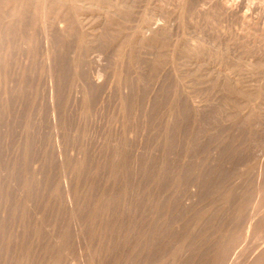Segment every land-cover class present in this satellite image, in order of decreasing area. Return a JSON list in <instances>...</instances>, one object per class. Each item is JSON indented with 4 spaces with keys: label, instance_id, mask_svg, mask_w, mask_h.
<instances>
[{
    "label": "rangeland",
    "instance_id": "1",
    "mask_svg": "<svg viewBox=\"0 0 264 264\" xmlns=\"http://www.w3.org/2000/svg\"><path fill=\"white\" fill-rule=\"evenodd\" d=\"M210 5V0H0V264H114L117 255L120 264L140 256L147 262L140 264L255 263L264 233L249 236L256 229L247 226L260 218L253 211L264 218V100L257 105L264 57L239 27L219 25ZM241 78L249 79L251 89L242 104L227 86ZM245 108L250 112L229 134L227 119ZM227 145L242 155L233 157Z\"/></svg>",
    "mask_w": 264,
    "mask_h": 264
},
{
    "label": "bare ground",
    "instance_id": "2",
    "mask_svg": "<svg viewBox=\"0 0 264 264\" xmlns=\"http://www.w3.org/2000/svg\"><path fill=\"white\" fill-rule=\"evenodd\" d=\"M211 1V8H212V14H214V16H215V18L220 22L219 23V25H221V26H225V25H230V28H232L233 26H235L236 28H238L239 27V29H240V32H242V34H243V37L245 38L244 40H246V41H248V42H250V40L251 39H253V42L252 43H254V44H256V46L258 47V53L259 52H261V55H262V57H264V0H210ZM208 8V7H207ZM134 12V11H133ZM43 17V16H42ZM41 17V18H42ZM44 19V18H43ZM213 20V19H212ZM105 21V20H104ZM214 21V20H213ZM107 22V21H106ZM211 22V21H210ZM211 23H215V22H211ZM210 24V23H209ZM106 25V24H105ZM214 25H216L215 27H213V28H215V30L217 31L218 29L220 30V28H218V27H220V26H217V24H214ZM212 26V25H211ZM212 28V27H211ZM228 28V27H227ZM226 28V29H227ZM223 29H225V28H223ZM233 29V28H232ZM215 30H214V32H215ZM228 30V29H227ZM226 30V31H227ZM107 31V30H106ZM212 31H213V29H212ZM222 31V30H221ZM234 31V30H233ZM223 32V31H222ZM235 32H237L236 31V29H235ZM239 32V33H240ZM213 33V32H212ZM229 33V32H228ZM213 34H215V33H213ZM218 34V33H217ZM216 35V34H215ZM214 35V36H215ZM222 34L220 33V36H221ZM223 35H224V32H223ZM226 35V34H225ZM224 35V36H225ZM232 35V34H231ZM236 35V34H235ZM219 36V35H218ZM5 38V37H4ZM214 38V37H213ZM240 37H238V39L237 40H239V43H240V39H239ZM211 39V38H210ZM218 39H221V38H218ZM223 39V38H222ZM234 41V40H233ZM246 41L244 42V43H246ZM238 42V41H237ZM242 42H243V40H242ZM11 43V42H10ZM14 43V42H13ZM251 43V42H250ZM230 44V43H229ZM12 45H14V44H12ZM11 45V46H12ZM243 45V44H242ZM246 45V44H245ZM251 45V44H250ZM249 45V46H250ZM253 45V44H252ZM211 46V45H210ZM240 46V45H239ZM254 46V45H253ZM255 46V47H256ZM18 47V46H17ZM218 47V46H217ZM244 47H246V46H243V48ZM242 48V47H241ZM249 48V47H248ZM251 48V47H250ZM249 48V49H250ZM256 50H257V48H255ZM216 50V49H215ZM242 50V49H241ZM13 51H15V49L13 50ZM16 51H17V49H16ZM244 51H247L246 50V48L244 49ZM243 51V52H244ZM12 52V51H11ZM225 52V51H224ZM216 53V52H215ZM219 53V52H218ZM251 53V52H250ZM244 54H245V52H244ZM248 54V53H247ZM11 55V54H10ZM111 55V54H110ZM227 57H229V56H227ZM125 59V58H124ZM48 60V59H47ZM59 60V59H58ZM215 60V59H214ZM213 60V61H214ZM227 62V61H226ZM19 63V62H18ZM238 63H240V59H238ZM237 63V64H238ZM242 63H243V61H242ZM257 63V62H256ZM241 64V63H240ZM244 64V63H243ZM12 65V64H11ZM242 65V64H241ZM18 66V65H17ZM8 67V66H7ZM22 67V66H21ZM62 67V66H61ZM237 67V66H236ZM242 68V67H241ZM247 68V67H246ZM263 68H264V65H263ZM243 69H245V68H243ZM219 70H220V68H219ZM229 70V69H228ZM246 70V69H245ZM252 70V69H251ZM217 71V70H216ZM11 72V71H10ZM98 72V71H97ZM182 71H180V73H181ZM210 72H212V70H210ZM240 72V71H239ZM243 72V70L241 71V73ZM246 72H247V70H246ZM256 72V71H255ZM27 73V72H26ZM81 73V72H80ZM183 74H184V72H182ZM181 73V74H182ZM2 74V73H1ZM192 74H194V73H192ZM221 74V73H220ZM223 74V73H222ZM231 74H232V72H231ZM262 74V73H261ZM225 75V74H224ZM244 75V74H243ZM246 75H247V73H246ZM184 76V75H183ZM207 76V75H206ZM231 76V75H230ZM233 76V75H232ZM231 76V77H232ZM240 77L242 76V75H239ZM250 76V75H249ZM244 77H246L245 75H244ZM195 78V77H194ZM209 78H210V76H209ZM232 78H234V77H232ZM248 77H246V79H247ZM201 79V78H200ZM213 79V78H212ZM228 79H229V77H228ZM260 79V78H259ZM76 80V79H75ZM181 80V79H180ZM249 80V79H248ZM248 80H245V79H243V78H241L240 79V81L239 82H233V79H231V80H229V83H227V86H229V89H228V92H229V95H230V97L232 98L233 97V94L235 93V92H238V94H235V96L237 97V100H238V103H241L242 101H245V98H244V95H243V93L244 92H248L249 93V91H251V89L249 88V85H248ZM52 81V80H51ZM195 81V80H194ZM199 81V80H198ZM183 83V82H182ZM195 83V82H194ZM257 83H258V81H257ZM260 83V82H259ZM8 84V83H7ZM192 84H193V82H192ZM195 84H197V83H195ZM199 84V83H198ZM197 84V85H198ZM187 85V84H186ZM200 85V84H199ZM56 86V85H55ZM104 86V85H103ZM199 87V86H198ZM179 88H180V86H179ZM178 88V89H179ZM183 88V87H182ZM185 88V87H184ZM190 88H192V87H190ZM216 88V87H215ZM260 88H264V76H263V78H262V83H261V87ZM26 89V88H25ZM187 89V88H186ZM24 90V89H23ZM192 90V89H191ZM205 90V89H204ZM212 90V89H211ZM259 90V89H258ZM26 92V91H25ZM198 92V91H197ZM196 92V93H197ZM204 92V91H203ZM214 92V91H213ZM254 92V91H253ZM253 92H251V93H253ZM200 94V93H199ZM227 94V93H226ZM51 95H52V93H51ZM176 95V94H175ZM197 95V94H196ZM248 95V94H247ZM13 96V95H12ZM177 96V95H176ZM220 96V95H219ZM9 97V96H8ZM49 97V96H48ZM54 97V96H53ZM195 97V96H194ZM196 97H198V96H196ZM224 97V96H223ZM226 97V96H225ZM7 98V97H6ZM51 98V97H50ZM118 98V97H117ZM257 98H259V99H257V105H258V101H259V104L260 103H262V100H264V90L262 91V92H259V94H258V96H257ZM10 99V98H9ZM178 99V98H177ZM221 99V98H220ZM223 99H225L226 100V98H223ZM223 99H221V100H223ZM256 99V98H255ZM254 99V100H255ZM12 100V99H11ZM49 100H51V99H49ZM118 100V99H117ZM116 100V101H117ZM37 101V100H36ZM35 101V102H36ZM213 101V100H212ZM227 102H228V100H226ZM225 101V102H226ZM14 102V101H13ZM32 102V101H31ZM55 102V101H54ZM57 102V101H56ZM178 102V101H177ZM181 102V101H180ZM183 102V101H182ZM255 102V101H254ZM264 102V101H263ZM27 103V102H26ZM60 103V102H59ZM36 104H38V103H36ZM52 104H54V103H52ZM70 104H72V103H70ZM223 104V103H222ZM242 104V103H241ZM240 104V105H241ZM245 104V103H244ZM250 104V103H249ZM256 104V103H255ZM49 105V104H48ZM57 105V104H56ZM55 104H54V107L56 106ZM180 105V104H179ZM218 105V104H217ZM261 105V104H260ZM264 105V104H263ZM262 105V106H263ZM10 106V105H9ZM188 106V105H187ZM255 106V105H254ZM38 107V106H37ZM213 107V106H212ZM256 107V106H255ZM261 107V106H260ZM264 107V106H263ZM262 107V108H263ZM15 108H17V107H15ZM185 108V107H184ZM217 108V107H216ZM226 108V107H225ZM6 109V108H5ZM79 109V108H78ZM220 109V108H219ZM227 110H228V107L226 108ZM1 110V109H0ZM21 110V109H20ZM20 110H19V112H20ZM167 110V109H166ZM178 110V109H177ZM195 110V109H194ZM218 110V109H217ZM224 110V109H223ZM226 110V111H227ZM239 110V111H238ZM248 110V112H250L249 110L250 109H244V110H240V109H236V111H238L236 114H235V116L234 117H232V116H230L228 119H227V121H226V123H227V130H228V133L230 134V132L232 131V130H236V128L235 129H233V127H234V125L236 124V123H238V122H242V117H243V115L245 114V111H247ZM255 110V108H253V111ZM3 111V110H2ZM10 111V113H11V110H9ZM78 111H80V110H78ZM171 111V110H170ZM235 111V112H236ZM261 112H262V110H260ZM59 112V111H58ZM197 112V111H196ZM229 112V111H228ZM256 112V111H255ZM257 112H258V110H257ZM4 113V112H3ZM5 113H6V111H5ZM67 113V112H66ZM189 113H190V111H189ZM211 113H213V112H211ZM262 113H264V112H262ZM25 114V113H24ZM214 114V113H213ZM229 114H230V112L227 114V116H229ZM233 113H231V115H232ZM255 115H256V113H254ZM6 115H7V113H6ZM17 115V114H16ZM68 115V114H67ZM79 115V114H78ZM165 115V114H164ZM163 115V116H164ZM177 115V114H176ZM252 115V114H251ZM262 115V114H261ZM18 116V115H17ZM28 116V115H27ZM38 116H40V115H38ZM74 116V115H73ZM207 116V115H206ZM19 117V116H18ZM52 117V116H51ZM210 117V116H209ZM226 117V116H225ZM246 117V116H245ZM244 117V118H245ZM38 118V117H37ZM172 117H170V119H171ZM200 118V117H199ZM212 118V117H211ZM227 118V117H226ZM251 118H253V117H251ZM260 118H262V117H260ZM20 119V118H19ZM255 119H256V117H255ZM16 120V119H15ZM17 120H18V118H17ZM31 120V119H30ZM244 120V119H243ZM250 120V119H249ZM24 121V120H23ZM199 121H201V120H199ZM208 121V120H207ZM251 121V120H250ZM253 121V120H252ZM259 121V120H258ZM0 122H1V120H0ZM6 122V121H5ZM69 122V121H68ZM79 122V121H78ZM164 122V121H163ZM210 122V121H209ZM220 122V121H219ZM246 121H244V123H245ZM257 122V121H256ZM7 123V122H6ZM5 123V124H6ZM53 123V122H52ZM59 123H61V122H59ZM179 123V122H178ZM183 123V122H182ZM212 123V122H211ZM243 123V124H244ZM250 123V122H249ZM264 123V122H263ZM2 124V123H1ZM24 124V123H23ZM29 124H30V122H29ZM33 124V123H32ZM66 124H67V122H66ZM71 124V123H70ZM175 124V123H174ZM224 124V123H223ZM222 124V126H224ZM243 124H241L242 126H243ZM256 124V123H255ZM258 124H260V123H258ZM17 125V124H16ZM188 125V124H187ZM236 125H238V124H236ZM239 125H240V123H239ZM240 125V126H241ZM245 125H247V124H245ZM32 126V125H31ZM173 126V125H172ZM250 126H251V124H250ZM259 126V125H258ZM258 126H256L257 128H258ZM264 126V125H263ZM14 127H15V125H14ZM29 127H30V125H29ZM32 127H34V126H32ZM40 127V126H39ZM188 127V126H187ZM239 126H237V128H238ZM246 127H248V126H246ZM253 127V126H252ZM251 127V128H252ZM43 128V127H42ZM59 128V127H58ZM183 128V127H182ZM204 128V127H203ZM206 128V127H205ZM213 128V127H212ZM245 128V127H244ZM262 128V127H261ZM260 128V129H261ZM264 128V127H263ZM31 129V128H30ZM168 129V128H167ZM224 129H226V128H224ZM246 129V128H245ZM244 129V130H245ZM254 129V128H253ZM253 129H252V131H253ZM256 129V128H255ZM259 129V128H258ZM60 130V129H59ZM125 130V129H124ZM164 130V129H163ZM239 130V129H238ZM29 131V130H28ZM34 131V130H33ZM39 131V130H38ZM41 131V130H40ZM43 131V130H42ZM225 131V133H226V130H224ZM242 131H243V129H242ZM247 131V130H246ZM251 131V132H252ZM3 132H5V131H3ZM14 132H15V130H14ZM22 132V131H21ZM184 132V131H183ZM186 132V131H185ZM193 132V131H192ZM202 132V131H201ZM236 132V131H235ZM240 132H241V130H240ZM249 132V131H248ZM10 133V132H9ZM38 133V132H37ZM56 133V132H55ZM182 133V132H181ZM191 133V132H190ZM194 133H196V132H194ZM232 133V132H231ZM237 133H239V131H237ZM242 133V132H241ZM243 133H245L244 131H243ZM242 133V134H243ZM247 133V132H246ZM255 133V132H254ZM257 133V132H256ZM12 134V133H11ZM10 134V135H11ZM17 134V133H16ZM115 134V133H114ZM141 134V133H140ZM162 134V133H161ZM184 134V133H183ZM201 134V133H200ZM203 134V133H202ZM228 134V135H229ZM247 134H249V133H247ZM251 134V133H250ZM258 134H260V132L258 133ZM257 134V135H258ZM24 135V134H23ZM80 135V134H79ZM177 135V134H176ZM196 135H198V134H196ZM195 135V136H196ZM226 135V134H225ZM238 135V134H237ZM244 135V134H243ZM256 134H255V137L257 136ZM58 136V135H57ZM73 136V135H72ZM185 136V135H184ZM213 136H215V135H213ZM239 136H241V135H239ZM246 136H248V135H246ZM252 136V135H251ZM260 136H261V134H260ZM12 137V136H11ZM59 137V136H58ZM197 137V136H196ZM195 137V138H196ZM217 136H215V138H216ZM219 137V136H218ZM225 137V136H224ZM233 137H234V135H233ZM195 138H193V139H195ZM220 138H222V137H220ZM239 139L240 138H243V137H238ZM245 138V137H244ZM250 138V137H249ZM259 138V137H258ZM190 139V138H189ZM229 139V138H228ZM228 139H225L226 141L228 140ZM233 139H235V138H233ZM263 139V138H262ZM185 140V139H184ZM200 140V139H199ZM202 140V139H201ZM236 140H237V136H236ZM242 140V139H241ZM246 140H247V138H246ZM245 140V141H246ZM252 140V139H251ZM251 140H249V141H251ZM136 141V140H135ZM213 141V140H212ZM215 141V140H214ZM229 141H231V139L229 140ZM229 141H228V143H229ZM12 142H13V140H12ZM206 142V141H205ZM221 142V141H220ZM236 141H234V143H235ZM241 142V141H240ZM244 142V141H243ZM222 143V142H221ZM238 143V142H237ZM245 143V142H244ZM242 144V145H245V144ZM247 143H249L248 141H247ZM38 144V143H37ZM62 144V143H61ZM76 144V143H75ZM78 144V143H77ZM81 144V143H80ZM172 144V143H171ZM170 144V145H171ZM174 144V143H173ZM178 144V143H177ZM224 144V143H223ZM226 144H227V142H226ZM229 144H232L233 145V142L232 143H229ZM239 144V143H238ZM238 144L236 145V147L238 146ZM250 144H251V142H250ZM22 145H24V144H22ZM183 145H184V143H183ZM195 145V144H194ZM218 145V144H217ZM220 145V144H219ZM249 144H247V146H248ZM21 146V145H20ZM32 146H33V144H32ZM79 146V145H78ZM172 146V145H171ZM170 146V147H171ZM180 146V145H179ZM226 146V145H225ZM231 145H227V147L229 148L228 150H230V147ZM240 146V145H239ZM246 146V147H247ZM15 147V146H14ZM43 147V146H42ZM65 147V146H64ZM244 146H242V149L245 151V149L243 148ZM264 147V146H263ZM44 148V147H43ZM191 148V147H190ZM194 148V147H193ZM196 148V147H195ZM195 148H194V150H195ZM199 148V147H198ZM234 148H235V145H234ZM240 148V147H239ZM79 149V148H78ZM172 149V148H171ZM174 149V148H173ZM226 149V148H225ZM9 150V149H8ZM193 150V149H192ZM191 150V151H192ZM232 150V149H231ZM230 150V151H231ZM240 150V149H239ZM20 151H22V150H20ZM48 151V150H47ZM87 151V150H86ZM166 151V150H165ZM174 151V150H173ZM199 151V150H198ZM212 151H214V149H212ZM223 151V150H222ZM237 151V149H235V152ZM258 151V150H257ZM178 152H180V151H178ZM185 152V151H184ZM193 152V151H192ZM216 152V151H215ZM229 152V151H228ZM240 152V151H239ZM262 152V151H261ZM69 153V152H68ZM112 153V152H111ZM200 153V152H199ZM202 153V152H201ZM203 153H205V152H203ZM207 153H209V152H207ZM232 153H233V157H235L234 155H237L238 153L236 152L235 154H234V151L232 150ZM256 153V152H255ZM11 154V153H10ZM37 154V153H36ZM35 154V155H36ZM66 154V153H65ZM139 154V153H138ZM169 154V153H168ZM167 154V155H168ZM183 154V153H182ZM216 154V153H215ZM246 154V153H245ZM244 154V155H245ZM249 154V153H248ZM259 154V153H258ZM61 155H62V153H61ZM171 155V154H170ZM175 155V154H174ZM197 155V154H196ZM214 155V154H213ZM242 155V154H241ZM240 154H238L237 156H241ZM243 155V156H244ZM251 155V154H250ZM249 155V156H250ZM261 155V154H260ZM64 156V155H63ZM160 156V155H159ZM173 156V155H172ZM242 156V157H243ZM258 156V155H257ZM31 157V156H30ZM198 157V156H197ZM217 157V156H216ZM245 157H247V155L245 156ZM252 157V156H251ZM263 157V156H262ZM261 157V158H262ZM65 158V157H64ZM151 158V157H150ZM191 158V157H190ZM210 158V157H209ZM237 158V157H236ZM244 158V157H243ZM254 158V157H253ZM253 158H252V160H253ZM26 159V158H25ZM47 159V158H46ZM59 159H60V157H59ZM62 159V158H61ZM116 159V158H115ZM146 159V158H145ZM162 159H164V158H162ZM182 159H183V157H182ZM204 159V158H203ZM220 160H222L221 159V157L219 158ZM245 159V158H244ZM247 159L249 160V157H247ZM255 159V158H254ZM257 159V158H256ZM255 159V160H256ZM42 160V159H41ZM45 160V159H44ZM150 160V159H149ZM189 160V159H188ZM201 160V159H200ZM206 160V159H205ZM215 160H217V159H215ZM30 161V160H29ZM66 161V160H65ZM64 161V162H65ZM225 161H227V159L225 160ZM243 161V162H242ZM241 161V163L243 164L244 163V160H242ZM247 161V160H246ZM260 161H262V160H260ZM259 160H258V162H260ZM48 162V161H47ZM64 162H62V163H64ZM159 162V161H158ZM157 162V163H158ZM178 162V161H177ZM239 162V161H238ZM238 162H236V163H238ZM253 162H254V160H253ZM145 163V162H144ZM163 163V162H162ZM176 163V162H175ZM192 163V162H191ZM210 163V162H209ZM220 163V162H219ZM228 163V162H227ZM232 163V162H231ZM179 164V163H178ZM177 164V165H178ZM190 164V163H189ZM201 164V163H200ZM203 164V163H202ZM222 164V163H221ZM225 164V163H224ZM107 165V164H106ZM160 165V164H159ZM230 166L232 165V164H229ZM179 166V165H178ZM182 166V165H181ZM204 166V165H203ZM206 166V165H205ZM210 166V165H209ZM238 166V165H237ZM236 166V167H237ZM239 166H241V165H239ZM248 165H246V167H247ZM260 166V165H259ZM263 166V165H262ZM13 167V166H12ZM15 167V166H14ZM32 167V166H31ZM159 167V166H158ZM243 166H241L240 168H242ZM38 168V167H37ZM50 168V167H49ZM160 168V167H159ZM162 168V167H161ZM163 168H164V166H163ZM185 168V167H184ZM225 168V167H224ZM223 168V169H224ZM249 168V167H248ZM257 168H258V166H257ZM261 168V166L259 167V169ZM5 169V168H4ZM10 169V168H9ZM171 169V168H170ZM227 169V168H226ZM233 169V168H232ZM16 170V169H15ZM178 170V169H177ZM177 170H175V171H177ZM187 170V169H186ZM200 170H201V168H200ZM207 170H208V168H207ZM237 170V169H236ZM239 170H242V169H239ZM238 170V171H239ZM244 170V169H243ZM246 170V169H245ZM253 170V169H252ZM258 170V169H257ZM172 171V170H171ZM174 171V170H173ZM192 170H190V172H191ZM202 171V170H201ZM231 171V170H230ZM237 171V172H238ZM247 171V170H246ZM9 172V171H8ZM12 172V171H11ZM17 172V170L15 171V173ZM37 172V171H36ZM46 172V171H45ZM189 172V171H188ZM232 172V171H231ZM234 172H236L235 171V169H234V171L232 172V173H234ZM237 172L236 173H234V174H237ZM240 172V171H239ZM245 172V171H244ZM259 172V171H258ZM1 173V172H0ZM3 173V172H2ZM10 173V172H9ZM192 173V172H191ZM194 173V172H193ZM199 173V172H198ZM205 173V172H204ZM228 173V172H227ZM181 174V173H180ZM9 175V174H8ZM17 175V174H16ZM197 175V174H196ZM228 175V174H227ZM245 175V174H244ZM248 175V174H247ZM247 175H245V176H247ZM19 176V175H18ZM67 176V175H66ZM199 176V175H198ZM201 176V175H200ZM205 176H206V174H205ZM225 176H226V174H225ZM225 176H223L224 178H225ZM237 176V175H236ZM236 176H234V177H236ZM239 176V175H238ZM238 176H237V179H238ZM7 177H9V176H7ZM176 177H177V175H176ZM233 176L230 178V177H228V178H230L231 180L234 178ZM242 177H244V176H242ZM13 178V177H12ZM49 178V177H48ZM75 178V177H74ZM250 178V177H249ZM140 179V178H139ZM206 179H207V177H206ZM230 179H228V181L229 182H231L230 181ZM245 179H247L246 177H245ZM24 180V179H23ZM49 180V179H48ZM183 180V179H182ZM210 180V179H209ZM217 180V179H216ZM215 180V181H216ZM224 180V179H223ZM225 180H227L226 178H225ZM234 180V179H233ZM244 180V179H243ZM261 180V179H260ZM15 181H16V179H15ZM65 181V180H64ZM111 181V180H110ZM159 181V180H158ZM170 181H172V180H170ZM214 181V182H215ZM1 182V181H0ZM9 182V181H8ZM19 182V181H18ZM72 182V181H71ZM134 182V181H133ZM200 182V181H199ZM233 182H235V184H236V181L234 180ZM2 183V182H1ZM148 183V182H147ZM168 183V182H167ZM187 183V182H186ZM224 183V182H223ZM226 183H227V181L223 184V186H226ZM238 184H239V180H238V182H237ZM243 183V182H242ZM251 183V182H250ZM249 183V184H250ZM22 184V183H21ZM41 185H42V182L40 183ZM165 184V183H164ZM228 184H230V183H228ZM227 184V185H228ZM235 184H233V185H235ZM244 184H245V180H244ZM3 185V184H2ZM134 185V184H133ZM232 185V184H231ZM232 185V186H233ZM237 185V184H236ZM16 186H19V185H16ZM43 186V185H42ZM137 185H135V187H136ZM144 187L146 186V185H143ZM153 186V185H152ZM162 186L163 185H161V188H162ZM165 186V185H164ZM163 186V187H164ZM192 187H193V185H191ZM240 186V185H239ZM242 186H243V184H242ZM241 186V187H242ZM249 186V185H248ZM74 187V186H73ZM138 187V186H137ZM141 187V186H140ZM143 187V188H144ZM154 187V186H153ZM176 187H178V186H176ZM182 187V186H181ZM191 187V188H192ZM214 187H215V185H214ZM229 187V186H228ZM250 188L251 187H253V185L252 186H249ZM5 188V187H4ZM39 188V187H38ZM160 188V189H161ZM216 188V187H215ZM221 188V187H220ZM223 188V187H222ZM249 188V190H251ZM145 189H146V187H145ZM149 189V188H148ZM150 189H151V187H150ZM160 189H158L159 190V192L160 191H163V190H160ZM163 189V188H162ZM179 189H181V188H179ZM227 189V188H226ZM229 189H230V187H229ZM233 189V188H232ZM241 189H243V188H241ZM245 189H247V188H245ZM45 190V189H44ZM137 190V189H136ZM144 190V189H143ZM151 190H154L153 188L151 189ZM165 190V189H164ZM167 190H169V189H167L166 188V190L165 191H167ZM208 190V189H207ZM225 190V189H224ZM223 190V191H224ZM237 190V189H236ZM248 190V189H247ZM253 190V189H252ZM262 190V189H261ZM33 191H34V189H33ZM39 191V190H38ZM109 191V190H108ZM148 191V190H147ZM184 191V190H183ZM195 191V190H194ZM206 191V190H205ZM204 191V192H205ZM226 191V190H225ZM239 191H241V190H239ZM243 191V190H242ZM254 191V190H253ZM66 192V191H65ZM129 192V191H128ZM153 192V191H152ZM173 192V191H172ZM196 192V191H195ZM229 193H231L232 194V191H228ZM234 192V191H233ZM244 192H245V190H244ZM247 192V191H246ZM257 192V191H256ZM23 193H24V191H23ZM43 193V192H42ZM73 192H71V194H72ZM177 193H179V191L177 192ZM216 193V192H215ZM228 193V194H229ZM260 193V192H259ZM25 194V193H24ZM155 194V193H154ZM157 194V193H156ZM174 194H175V192H174ZM194 194V193H193ZM224 194V193H223ZM227 194V193H226ZM241 194V193H240ZM239 194V195H240ZM31 195V194H30ZM153 195V194H152ZM167 195V194H166ZM169 195V194H168ZM218 195V194H217ZM216 195V196H217ZM225 195V194H224ZM232 195H234V194H232ZM263 195H264V193H263ZM263 195H262V197H263ZM72 196V195H71ZM206 196V195H205ZM243 196V195H242ZM33 197V196H32ZM134 197V196H133ZM207 197V196H206ZM218 197V196H217ZM225 197H227V195L225 196ZM236 197H237V195H236ZM240 197H241V195H240ZM244 197V196H243ZM242 197V198H243ZM258 197H260V196H258ZM257 197V198H258ZM262 197H260L259 199H261ZM162 198H164V197H162ZM229 199H230V197H228ZM235 197L233 196V199H234ZM264 198V197H263ZM134 199H136V198H134ZM169 199H170V196H169ZM173 199V198H172ZM176 199V198H175ZM223 199V198H222ZM224 199H226V198H224ZM224 199H223V201H224ZM251 199V198H250ZM255 199V198H254ZM47 200V199H46ZM179 200V199H178ZM185 200V199H184ZM209 200V199H208ZM236 200V199H235ZM244 200V199H243ZM241 201V203H243L244 201H246V202H244V204L246 205L247 204V200H246V197H245V200L244 201ZM264 200V199H263ZM71 201V200H70ZM226 201H227V199H226ZM230 201V200H229ZM239 201H240V199H239ZM238 201V202H239ZM257 201V200H256ZM1 202V201H0ZM68 202V201H67ZM74 202V201H73ZM136 202V201H135ZM177 202V201H176ZM187 202V201H186ZM206 202V201H205ZM231 202V201H230ZM238 202L236 203L237 205H238ZM248 202H249V200H248ZM3 203V202H2ZM80 203V202H79ZM133 203H134V201H133ZM147 203V202H146ZM171 203V202H170ZM175 203V202H174ZM179 203V202H178ZM188 203V202H187ZM223 204H224V202H222ZM241 203H239V204H241ZM249 203H251V202H249ZM254 203H255V201H254ZM260 203V202H259ZM1 204V203H0ZM19 204V203H18ZM150 204V203H149ZM169 204V203H168ZM167 204V205H168ZM180 204V203H179ZM192 203L190 202V205H191ZM235 204V205H236ZM243 204V207L245 206ZM257 204H258V202H257ZM261 204V203H260ZM45 205V204H44ZM85 205H86V203H85ZM220 205V204H219ZM222 205V204H221ZM225 205V204H224ZM234 205V206H235ZM237 205H236V208H237ZM255 205H256V203H255ZM22 206V205H21ZM56 206V205H55ZM71 206V205H70ZM69 206V207H70ZM146 206H147V204H146ZM173 205L171 204V208H173L172 207ZM181 206V205H180ZM187 206H189V205H187ZM191 206H193V205H191ZM248 206V204L246 205V207ZM253 206V205H252ZM77 207V206H76ZM142 207H144V206H142ZM142 207H141V210H146V209H142ZM149 207V206H148ZM161 207V206H160ZM169 207H170V205H169ZM169 207H167L168 209H169ZM177 207H179L178 205H177ZM182 207V206H181ZM242 206H240V208H241ZM242 207V208H243ZM85 208V207H84ZM127 208H128V206H127ZM130 208H132L131 206H130ZM190 207H188V209H189ZM192 208V207H191ZM205 208V207H204ZM220 208V207H219ZM241 208V209H242ZM174 209V208H173ZM178 209V208H177ZM182 209V208H181ZM214 209V208H213ZM226 209H228V208H226ZM234 210H235V208H233ZM232 209V210H233ZM241 209H239V211H241ZM243 209H245V208H243ZM242 209V210H243ZM130 210V209H129ZM174 210H176V209H174ZM185 210V212H186V208L184 209ZM233 210V211H234ZM237 210V209H236ZM247 211L249 210L250 211V209H246ZM257 210H258V208H257ZM24 211V210H23ZM161 211V210H160ZM173 211V210H172ZM214 211V210H213ZM216 211V210H215ZM247 211H245V214H244V216H246L247 214H246V212ZM253 210H251L250 212H252ZM138 212H140V210H138ZM143 212V211H142ZM167 212V210L165 211V213ZM177 212V211H176ZM181 212V211H180ZM183 212V211H182ZM203 212V211H202ZM209 212H212V211H209ZM208 212V213H209ZM235 212V211H234ZM233 212V213H234ZM243 212V211H242ZM254 212H256V211H253V214L254 215H257L258 217H260L259 219H255L254 220V222H250L249 223V225H248V223H246L248 226L247 227H249L250 228V230H251V228H253L252 230H258V231H253V232H255V233H248V235L249 236H251L252 234H256L257 232H260V229H261V231L264 233V218L262 219L261 218V216H259L258 214H255ZM100 213V212H99ZM141 213V212H140ZM165 213H163V214H165ZM170 213V212H169ZM179 213V212H178ZM226 213V212H225ZM241 213V212H240ZM244 213V212H243ZM243 213L241 214V215H243ZM80 214V213H79ZM146 214V213H145ZM162 214V213H161ZM171 214V213H170ZM215 214V213H214ZM249 214V213H248ZM135 215H137V213L135 214ZM138 215H140V214H138ZM137 215V216H138ZM167 215V214H166ZM224 215V214H223ZM222 215V216H223ZM228 215V213L226 214V216ZM235 215H237V214H235ZM240 215V214H239ZM252 215V214H251ZM144 216V215H143ZM168 216H170L169 214H168ZM168 216H167V218H168ZM216 216V215H215ZM225 216V217H226ZM229 216V215H228ZM250 215H248V219L250 220V217H252L251 219H253L254 217H256V216H250ZM263 216V215H262ZM15 217H16V215H15ZM132 217V216H131ZM140 217V216H139ZM186 217V216H185ZM188 217V216H187ZM211 217V216H210ZM8 218V217H7ZM164 218H166V216L164 217ZM175 218H176V216H175ZM189 218V217H188ZM204 218V217H203ZM230 218H232V217H230ZM230 218H228V219H226V220H229ZM240 218H241V216H240ZM243 218V217H242ZM15 219V218H14ZM181 219V217H179V220ZM182 219H185V218H182ZM211 219V218H210ZM209 219V220H210ZM235 219H236V217H235ZM234 219V220H235ZM239 219V218H238ZM79 220V219H78ZM132 220H133V218H132ZM136 220V219H135ZM142 220V219H141ZM155 220V219H154ZM153 220V221H154ZM164 220V219H163ZM166 220H169V219H166ZM177 220H178V218H177ZM208 220V221H209ZM3 221V220H2ZM10 221V220H9ZM126 221V220H125ZM138 221H140V220H138ZM201 221H203V220H201ZM207 221V222H208ZM216 221V220H215ZM222 221V220H221ZM230 221V220H229ZM233 221V220H232ZM236 221H238L237 219H236ZM136 222V221H135ZM162 222H164V221H162ZM176 222L177 221H175V222H173V223H175L176 224ZM182 222H185V221H182ZM188 222V221H187ZM194 222V221H193ZM213 222V221H212ZM211 222V223H212ZM231 222V221H230ZM243 222V221H242ZM242 222H239V223H241V224H245V222L244 223H242ZM247 222V221H246ZM39 223V222H38ZM80 223V222H79ZM142 223H144V221H142ZM141 222H140V225L142 224ZM158 223V222H157ZM166 223V222H165ZM171 223V222H170ZM169 223V224H170ZM178 223L179 222H177V227L179 226L178 225ZM215 223V222H214ZM232 223V222H231ZM231 223H229V224H231ZM131 224H133L132 222H131ZM137 223H135V225H136ZM148 224V223H147ZM146 223H145V225H147ZM153 224V223H152ZM162 224V223H161ZM167 224V223H166ZM182 224H184V223H182ZM191 223H189V225H190ZM208 224V223H207ZM216 224V223H215ZM228 224V223H227ZM233 224H234V222H233ZM240 224V225H241ZM251 224V225H250ZM76 225V224H75ZM143 225V224H142ZM155 225V224H154ZM160 225V224H159ZM184 225H186L187 226V224H184ZM243 225H241V227H239V225H238V227L239 228H243L244 226ZM12 226V225H11ZM137 226V225H136ZM135 226V227H136ZM173 226V228L175 227L174 225H172ZM229 226V225H228ZM234 226H236L235 224L232 226V227H234ZM155 227V226H154ZM188 227V226H187ZM190 227V226H189ZM213 227V226H212ZM230 227V226H229ZM231 227V228H232ZM247 227H245V229L247 228ZM146 228V227H145ZM153 228V227H152ZM158 228V227H157ZM162 228V227H161ZM168 228H170V227H168L167 226V229ZM179 228V227H178ZM178 228H176L177 230H178ZM238 228V229H239ZM35 229V228H34ZM138 230H140V232H141V229L143 230V228H137ZM167 229L166 228H163V230H165V232H167L168 233V231H167ZM175 229V228H174ZM180 229V228H179ZM194 229H196V228H194ZM193 229V230H194ZM208 229H210V228H208ZM134 231H136L135 230V228L133 229ZM137 230V231H138ZM150 230V229H149ZM170 231H171V228L169 229ZM187 230V229H186ZM192 230V229H191ZM197 230H198V228H197ZM196 230V231H197ZM200 230H202V229H200ZM207 230V229H206ZM223 230V229H222ZM233 230V229H232ZM242 230V229H241ZM249 230V229H248ZM6 231V230H5ZM133 231V232H134ZM160 231V230H159ZM169 231V232H170ZM27 232V231H26ZM130 232V231H129ZM128 232V233H129ZM131 232H132V230H131ZM139 232V231H138ZM147 232V231H146ZM148 232H150V231H148ZM147 232V233H148ZM155 232H156V230H155ZM161 232V231H160ZM180 232V231H179ZM211 232V231H210ZM217 232H219L220 233V231H217ZM248 232V231H247ZM252 232V231H251ZM261 232V233H262ZM2 233V232H1ZM137 232H135V234H136ZM151 233V232H150ZM154 233V232H153ZM171 233V232H170ZM182 233V232H181ZM207 233V232H206ZM205 233V234H206ZM219 233L217 234L218 236H219ZM4 234V233H3ZM131 235H133L132 233H130ZM134 234V235H135ZM144 234V233H143ZM142 234V235H143ZM149 234V233H148ZM147 234V235H148ZM161 234H163V232L161 233ZM175 234H177V232L175 233ZM179 234V233H178ZM184 234V233H183ZM194 234V233H193ZM223 234V233H222ZM245 234H246V231H245ZM29 235V234H28ZM134 235H133V237H134ZM147 235H145V236H147ZM164 235V234H163ZM194 235H196V234H194ZM204 235V234H203ZM210 235H213L212 233L210 234ZM209 235V236H210ZM232 235V234H231ZM247 235V234H246ZM253 235V236H254ZM137 236V235H136ZM138 236H140V235H138ZM145 236H144V238H145ZM185 236V235H184ZM189 236V235H188ZM192 236V235H191ZM198 236V235H197ZM259 236H260V234H259ZM132 237V236H131ZM142 237V236H141ZM164 237H165V235H164ZM164 237H161L162 239L164 238ZM167 237V236H166ZM175 237H176V235H175ZM174 237V238H175ZM183 237V236H182ZM181 237V238H182ZM193 237V236H192ZM203 237V236H202ZM207 237V236H206ZM213 237V236H212ZM225 237V239H227L226 238V235L224 236ZM229 237H230V235H229ZM232 237H233V235H232ZM248 237V236H247ZM261 237V236H260ZM260 237H258V238H260ZM262 237H264V236H262ZM135 238V237H134ZM151 238V237H150ZM158 238V237H157ZM156 238V239H157ZM168 238H170L169 236L167 237V238H165V240L167 239L168 240ZM180 238V239H181ZM187 238V237H186ZM189 238V237H188ZM191 238V237H190ZM216 238H218V237H216ZM215 238V239H216ZM236 238V237H235ZM241 238V237H240ZM3 239V238H2ZM5 239H6V237L4 238V242H5ZM10 239V238H9ZM19 239V238H18ZM21 239V238H20ZM33 239V238H32ZM116 239H118V238H116ZM154 239V238H153ZM161 239V240H162ZM183 239V238H182ZM192 239V238H191ZM212 239H214V238H212ZM233 239V238H232ZM231 239V240H232ZM11 240V239H10ZM9 240V241H10ZM132 240H134V239H132ZM135 240H137V239H135ZM134 240V241H135ZM143 240V239H142ZM146 240V239H145ZM166 240V241H167ZM172 240V239H171ZM188 240V239H187ZM207 240H209L208 239V237H207V239H206V241ZM237 240V239H236ZM243 240H245V239H243ZM242 240V241H243ZM139 241H140V239H139ZM159 241V240H158ZM179 241V240H178ZM194 241V240H193ZM196 241V240H195ZM233 241V240H232ZM242 241H240V239H239V242H242ZM133 242V241H132ZM136 242H138V240L136 241ZM144 242H146V241H144ZM147 242H148V240H147ZM155 242V241H154ZM162 242H165V241H163L162 240ZM177 242V241H176ZM182 242V241H181ZM190 242V241H189ZM205 242V241H204ZM234 242V241H233ZM245 242V241H244ZM119 243V242H118ZM135 243V242H134ZM150 243V242H149ZM170 243H172V241L170 242ZM202 243V242H201ZM37 244V243H36ZM132 244V243H131ZM131 244H130V246H131ZM144 244V243H143ZM151 244V243H150ZM155 244V243H154ZM164 244V243H163ZM184 244V243H183ZM199 245H200V243H198ZM213 244V243H212ZM234 244V243H233ZM239 244V243H238ZM117 245V244H116ZM161 245L162 244H160V247H161ZM175 245V244H174ZM180 245V244H179ZM195 245H197V244H195ZM224 245V244H223ZM232 245V244H231ZM18 246V245H17ZM24 246V245H23ZM133 246H134V244H133ZM138 246H140V245H138ZM147 246H149V245H147ZM158 246V245H157ZM186 246V245H185ZM189 246H191V245H189ZM204 246H206V244L204 245ZM208 246V245H207ZM233 246V245H232ZM241 246V245H240ZM3 247V246H2ZM25 247V246H24ZM103 247V246H102ZM135 247V246H134ZM145 247V246H144ZM150 247V246H149ZM156 247V246H155ZM163 247V246H162ZM165 247H167V246H165ZM169 247V246H168ZM172 247V246H171ZM170 247V248H171ZM177 248H178V246H176ZM188 247V246H187ZM192 247H193V245H192ZM199 247V246H198ZM210 247H212L211 246V244H210V246H209V248ZM219 247V246H218ZM234 247V246H233ZM104 248V247H103ZM141 248V247H140ZM146 248V247H145ZM144 248V249H145ZM148 248V247H147ZM169 248V249H170ZM175 248V247H174ZM182 248V247H181ZM190 248V247H189ZM197 248V247H196ZM231 248V247H230ZM135 249V248H134ZM134 249H133V251H134ZM158 249V248H157ZM173 249V248H172ZM172 249H170V250H172ZM184 249V248H183ZM213 249V248H212ZM242 249H244V248H242ZM257 249V248H256ZM2 250V249H1ZM0 250V251H1ZM155 250V249H154ZM167 250V249H166ZM176 251H177V249H175ZM197 250V249H196ZM226 250H228V249H226ZM229 250H231L232 251V249H229ZM248 250V249H247ZM17 251H18V249H17ZM50 251H51V249H50ZM142 251V250H141ZM159 251V250H158ZM161 251L163 252H165V250L163 249H161ZM194 251H195V249H194ZM199 251V250H198ZM208 251V250H207ZM257 251V250H256ZM131 251L129 250V253H130ZM161 252V253H162ZM173 252V251H172ZM171 252V253H172ZM204 252H205V249H204ZM213 252V251H212ZM227 252V251H226ZM128 253V254H129ZM182 253V252H181ZM180 253V254H181ZM188 253V252H187ZM198 253V252H197ZM205 253H207V252H205ZM210 253H211V250H210ZM33 254H34V252H33ZM107 254V253H106ZM119 254V253H118ZM164 254V253H163ZM166 254V253H165ZM174 255H176V253H173ZM202 254V253H201ZM238 254V253H237ZM244 254V253H243ZM40 255V254H39ZM52 255H54V254H52ZM116 255V254H115ZM136 255V254H135ZM148 255H150V253L148 254ZM169 255H170V253H169ZM172 255V254H171ZM252 255H254V253H252ZM47 256V255H46ZM109 256H112V255H109ZM152 256V255H151ZM177 256H179V255H177ZM183 256V255H182ZM181 256V257H182ZM214 255H212V257H213ZM228 256V255H227ZM235 255H233L232 257H234ZM238 256V255H237ZM43 257V256H42ZM60 257V256H59ZM132 257V256H131ZM131 257H127L128 259L127 260H129ZM168 257V256H167ZM211 256H209V258H210ZM215 257V256H214ZM213 257V258H214ZM231 257V258H232ZM240 257V256H239ZM251 257V256H250ZM41 258V257H40ZM47 258V257H46ZM126 258V257H125ZM171 258H173V257H171ZM170 258V259H171ZM184 258H185V256H184ZM202 258V257H201ZM208 258V257H207ZM227 258H230V255H229V257H227ZM254 258V260H255V263L252 261H249L248 263H250V264H264V245L262 244L261 245V247L258 249V251L256 252V254H255V256L253 257ZM50 259V258H49ZM66 258H64V260H65ZM132 259V262H131V264H140L141 262H143L144 260H145V258H143V257H141L140 256V258L139 259H136L135 257H134V260H133V258H131ZM185 259H187V258H185ZM184 259V260H185ZM196 259V258H195ZM203 259H205L204 257H203ZM251 259V258H250ZM126 260V259H125ZM125 260H123L124 262H125ZM152 260V259H151ZM158 260V259H157ZM199 260V259H198ZM209 260V259H208ZM213 260V259H212ZM227 260V259H226ZM247 260V259H246ZM33 261V260H32ZM40 261H42V259L40 260ZM69 261V260H68ZM121 261H122V258L120 257V255H117L116 256V260H115V263L114 264H120L121 263ZM131 261V260H130ZM129 261V262H130ZM163 261H165V260H163ZM194 261V260H193ZM202 261V260H201ZM205 261V260H204ZM210 261V260H209ZM209 261H207V263L209 262ZM219 261V260H218ZM217 261V262H218ZM248 261V260H247ZM50 262V261H49ZM156 262V264H157V261H155ZM160 262H162V261H160ZM159 262V263H160ZM203 262V261H202ZM240 262V261H239ZM244 262V261H243ZM242 262V263H243ZM128 263V262H127ZM144 263H147V262H145L144 261ZM143 263V264H144ZM154 263V262H153ZM195 263V262H194ZM201 263V262H200ZM199 263V264H200ZM226 263H227V261H226ZM247 263V264H248ZM38 264V263H37ZM148 264H150V263H148ZM161 264V263H160ZM164 264V263H163ZM196 264V263H195ZM209 264V263H208ZM210 264H211V262H210ZM229 264H231L230 262H229Z\"/></svg>",
    "mask_w": 264,
    "mask_h": 264
}]
</instances>
